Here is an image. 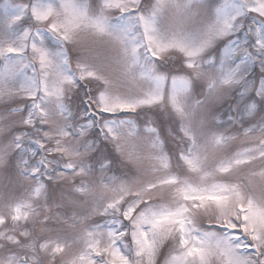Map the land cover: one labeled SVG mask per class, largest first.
<instances>
[{"label": "snow or ice", "instance_id": "obj_1", "mask_svg": "<svg viewBox=\"0 0 264 264\" xmlns=\"http://www.w3.org/2000/svg\"><path fill=\"white\" fill-rule=\"evenodd\" d=\"M0 264H264V0H0Z\"/></svg>", "mask_w": 264, "mask_h": 264}]
</instances>
